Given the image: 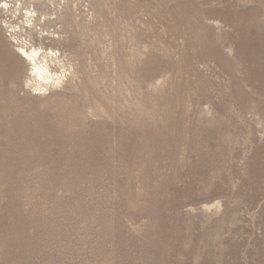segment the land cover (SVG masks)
Listing matches in <instances>:
<instances>
[{"label":"rangeland","instance_id":"374dc122","mask_svg":"<svg viewBox=\"0 0 264 264\" xmlns=\"http://www.w3.org/2000/svg\"><path fill=\"white\" fill-rule=\"evenodd\" d=\"M0 4V264H264V0Z\"/></svg>","mask_w":264,"mask_h":264},{"label":"bare ground","instance_id":"6f19581e","mask_svg":"<svg viewBox=\"0 0 264 264\" xmlns=\"http://www.w3.org/2000/svg\"><path fill=\"white\" fill-rule=\"evenodd\" d=\"M1 8H2V12H4V14L9 13V6H7V4H0ZM8 8V10H7ZM58 11V8L56 9ZM31 15L29 14V17ZM27 22L28 19L26 20ZM18 38V37H17ZM19 40V39H18ZM21 42V40H20ZM17 46V51L18 53L22 56V58L24 60H26L27 62H29V64H31V75L34 74L37 77H42L44 74L47 75L48 72L46 70V68L39 66V62H37L38 59V53L33 49H27L25 46H22L20 43L16 44ZM53 55V54H52ZM50 60V59H49ZM45 62V61H44ZM43 62V64H44ZM48 78V77H47ZM91 86V85H90ZM98 97V96H97ZM86 100V99H85ZM96 103V102H95Z\"/></svg>","mask_w":264,"mask_h":264}]
</instances>
